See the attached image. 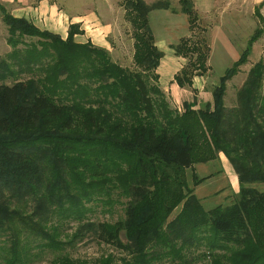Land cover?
Wrapping results in <instances>:
<instances>
[{"label": "trees", "instance_id": "trees-1", "mask_svg": "<svg viewBox=\"0 0 264 264\" xmlns=\"http://www.w3.org/2000/svg\"><path fill=\"white\" fill-rule=\"evenodd\" d=\"M263 5L245 48L197 110L167 103L157 74L164 54L149 25L152 11L186 18L189 36L170 46L185 60L172 81L192 89L211 52L193 0H177V10L171 0L121 2L131 68L76 42L79 24L62 38L0 5L10 48L0 58V264H34L88 235L123 256L89 262L57 253L49 264H264V57L235 105L224 101L226 83L263 35ZM218 154L234 170L238 196L205 210L193 189L207 178L192 175L190 188L186 172ZM115 206L114 222L92 218Z\"/></svg>", "mask_w": 264, "mask_h": 264}, {"label": "rangeland", "instance_id": "rangeland-1", "mask_svg": "<svg viewBox=\"0 0 264 264\" xmlns=\"http://www.w3.org/2000/svg\"><path fill=\"white\" fill-rule=\"evenodd\" d=\"M123 0H0V5L14 17L30 15L42 30L61 32L69 22L85 28L87 36H93L96 44L108 47L112 61L123 67H132L131 28L124 18L120 7ZM150 5L155 0H142ZM200 17V26L205 30V37L210 47L209 70L202 78H195L192 89H179L172 81L173 74L180 70L185 60L178 58L170 49L182 37H188L186 18L170 11H153L149 25L156 38V45L164 54L157 70L159 88L163 92L171 109L181 110L182 104L194 110L202 109L211 101V90L218 85L223 72L234 62L246 46V42L256 26L254 9L264 0H193ZM40 9L36 11L35 9ZM171 7L177 10V0H171ZM46 9H52L47 12ZM57 14L55 15V12ZM264 18V5L260 8ZM97 29V30H95ZM82 30V29H81ZM7 32L0 19V58L10 52L6 45ZM87 41H91V39ZM85 39V38H84ZM264 57V31L262 37L253 45L247 63L239 68V73L226 83L225 106L235 105V92L246 78L250 67ZM207 178L194 187L193 193L205 210L217 205L229 206L238 196L239 185L229 163L222 154L218 160L195 164L186 172L188 185L192 188L191 176ZM262 189L260 186H252ZM177 213L174 212L173 216ZM121 217L120 208L114 207L112 214L102 215L99 211L92 217L98 221L114 222ZM63 230L72 234L73 223ZM65 241V239H62ZM67 255L71 259L92 262L100 256L112 255L116 261L123 255L111 247L95 241L90 235L80 241L67 245L59 252H44L34 264H49L57 255ZM168 264V263H163Z\"/></svg>", "mask_w": 264, "mask_h": 264}, {"label": "crops", "instance_id": "crops-1", "mask_svg": "<svg viewBox=\"0 0 264 264\" xmlns=\"http://www.w3.org/2000/svg\"><path fill=\"white\" fill-rule=\"evenodd\" d=\"M38 10H41L40 9V7H39V9H35V15H36V11H38ZM52 12L53 10L52 9H46V13L47 12ZM153 12V11H152ZM57 14V11L55 12V15ZM151 14V13H150ZM150 14H149V17H150ZM30 15H26V16H24V18H26V19H30L36 26H38L37 25V23H35L34 22V20L32 19V17H29ZM21 17V16H20ZM70 24H73V22H69ZM39 27V26H38ZM67 27H68V25L66 24V26H65V28H64V30L63 31H61V32H53V33H56V34H58V35H60L62 38H65V36H66V30H67ZM40 28V27H39ZM41 29V28H40ZM80 29H82L83 30V32H84V34L82 35V36H78V37H76L75 38V41L76 42H78V43H85L86 41H87V39H89L90 38V36H87L88 34L86 33V30H85V28L83 27V28H80ZM95 30H97V29H95ZM50 32L52 31V30H49ZM153 33V32H152ZM154 36V35H153ZM85 38V39H84ZM91 39V43L94 45V46H97V47H100V48H104V49H106V50H108V47L107 46H105V44H95L94 42H93V36L90 38ZM154 40H155V44H156V38H155V36H154ZM157 46V45H156ZM157 48L160 50V48L157 46ZM109 51V50H108ZM161 51V50H160ZM164 58V57H163ZM163 58L161 59V61H160V63L162 62V60H163ZM160 66V65H159ZM159 68V67H158ZM158 70V69H157ZM175 74V73H174ZM173 74V75H174ZM172 78H173V76H172Z\"/></svg>", "mask_w": 264, "mask_h": 264}]
</instances>
